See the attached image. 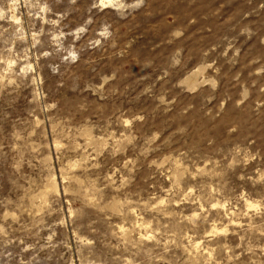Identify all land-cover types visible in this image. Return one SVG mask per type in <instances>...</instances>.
<instances>
[{
	"label": "rangeland",
	"instance_id": "obj_1",
	"mask_svg": "<svg viewBox=\"0 0 264 264\" xmlns=\"http://www.w3.org/2000/svg\"><path fill=\"white\" fill-rule=\"evenodd\" d=\"M0 264H264V0H0Z\"/></svg>",
	"mask_w": 264,
	"mask_h": 264
},
{
	"label": "bare ground",
	"instance_id": "obj_2",
	"mask_svg": "<svg viewBox=\"0 0 264 264\" xmlns=\"http://www.w3.org/2000/svg\"><path fill=\"white\" fill-rule=\"evenodd\" d=\"M192 76H195V75H192ZM188 83L190 84V85H194L195 84V79H194V77L192 78V77H189L188 79Z\"/></svg>",
	"mask_w": 264,
	"mask_h": 264
}]
</instances>
